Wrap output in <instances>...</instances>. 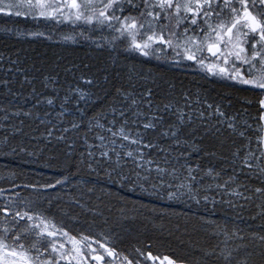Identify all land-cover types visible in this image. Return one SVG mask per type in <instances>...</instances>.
<instances>
[{
    "label": "snow or ice",
    "instance_id": "1",
    "mask_svg": "<svg viewBox=\"0 0 264 264\" xmlns=\"http://www.w3.org/2000/svg\"><path fill=\"white\" fill-rule=\"evenodd\" d=\"M0 17V156L35 165L0 170V264H264V0H0ZM39 40L104 58L16 47Z\"/></svg>",
    "mask_w": 264,
    "mask_h": 264
},
{
    "label": "trees",
    "instance_id": "2",
    "mask_svg": "<svg viewBox=\"0 0 264 264\" xmlns=\"http://www.w3.org/2000/svg\"><path fill=\"white\" fill-rule=\"evenodd\" d=\"M30 24V23H29ZM27 25V27H32V25ZM25 25H21L23 27ZM14 43V41L9 42ZM16 47L21 49H28L29 55L31 56H46L50 59H57L61 60L62 63L68 64L69 66L75 62L77 64H80L81 62L88 63V64H95L100 65L101 60L104 58L97 50L94 49V47L90 46V44L86 41H80L77 44L72 43H61V44H55L50 41H34V42H20L16 44ZM0 50H6L4 47V44L0 42ZM119 59L121 61H124L125 63L132 64L135 63V61L129 57L127 61L124 60V55L119 56ZM156 62L153 61L152 64H155ZM152 67V65H146L145 69ZM166 71V74L169 77L174 78L177 83L179 84L181 81H183V84L186 88H191L193 91H201V92H207L211 96H222L225 93H232V89L225 86L224 84L220 82H212V81H204L200 79L198 75L194 74H186L181 69H164ZM239 95L238 93H232L233 102H235V97ZM9 168H16L17 166L23 167L25 171L31 172L35 165L31 164H25L23 161H21L19 158L15 159H5L4 157L0 156V170L5 169V167ZM43 172L45 174H49L50 172L48 169H44ZM3 181H0V184H2ZM149 201L147 199L144 200V203H148ZM153 206L157 208H164L167 207L166 204L163 202H157ZM173 210L177 212H184L188 211L187 208L183 205H173ZM196 209L193 207L192 212H195ZM191 214V213H190ZM134 230L135 229H143L145 231L151 232V225H147L145 223H141L140 221H137L135 224L129 225ZM178 244L179 241L175 240L173 238L172 240V246L171 248L165 246V247H154V252H160V253H168V254H178Z\"/></svg>",
    "mask_w": 264,
    "mask_h": 264
},
{
    "label": "rangeland",
    "instance_id": "3",
    "mask_svg": "<svg viewBox=\"0 0 264 264\" xmlns=\"http://www.w3.org/2000/svg\"><path fill=\"white\" fill-rule=\"evenodd\" d=\"M4 18L0 17V20H2ZM30 25V24H29ZM61 31H68V27L67 26H61ZM60 32H57V36L59 37ZM82 41V40H81Z\"/></svg>",
    "mask_w": 264,
    "mask_h": 264
}]
</instances>
